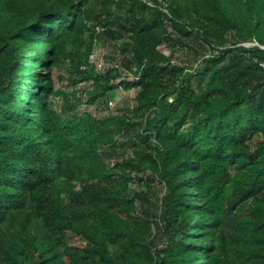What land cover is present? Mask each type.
Returning a JSON list of instances; mask_svg holds the SVG:
<instances>
[{
    "label": "trees",
    "instance_id": "16d2710c",
    "mask_svg": "<svg viewBox=\"0 0 264 264\" xmlns=\"http://www.w3.org/2000/svg\"><path fill=\"white\" fill-rule=\"evenodd\" d=\"M0 264H264V0H0Z\"/></svg>",
    "mask_w": 264,
    "mask_h": 264
},
{
    "label": "rangeland",
    "instance_id": "374dc122",
    "mask_svg": "<svg viewBox=\"0 0 264 264\" xmlns=\"http://www.w3.org/2000/svg\"><path fill=\"white\" fill-rule=\"evenodd\" d=\"M255 43H247L244 44L245 46H249V45H253ZM159 49L164 53V54H168L170 51L169 47H166L164 45L160 46ZM94 60L95 62H102L103 64L106 63L108 66V63L110 62L111 57L113 56L114 49L112 48V46L105 41L104 37H102L99 42L97 43V45L95 46L94 49ZM200 55H196L194 54L192 51L190 50H183L180 51L179 49L177 51H175L174 53V58L173 61L175 63L178 64H183V65H189V66H196L197 61H199ZM198 59V60H197ZM103 67V65H102ZM101 67V68H102ZM43 73H45L43 71ZM64 75V67L55 70L54 72V76H55V80H56V86L57 87H61L64 90H70L71 89V84L66 81V80H57V75ZM85 85L81 84L78 85L76 88H83ZM136 94V90L132 89L129 91H124L122 89H115L112 92H109L106 96L107 102H108V109L104 108L102 111L105 113H115L116 111H123L126 108H131L134 106V96ZM59 101L58 99L54 100V107L56 109L59 110ZM80 110H84V107H79L78 109ZM90 110H93V108H90ZM128 148V152H130V154L134 157H138V154L140 152V147H133L132 146H127ZM132 190H147V186L145 185V183H140V184H135L132 183L130 185ZM150 192H151V198H152V202L155 203L156 205L160 204V198L162 195V188L160 186V184L158 183V181H156L153 185L150 186Z\"/></svg>",
    "mask_w": 264,
    "mask_h": 264
},
{
    "label": "built area",
    "instance_id": "2783aa9c",
    "mask_svg": "<svg viewBox=\"0 0 264 264\" xmlns=\"http://www.w3.org/2000/svg\"><path fill=\"white\" fill-rule=\"evenodd\" d=\"M94 54L91 56V59H93L94 60ZM95 61V60H94ZM102 65H103V63L102 62H100V63H98V62H96V68L97 69H100L101 67H102Z\"/></svg>",
    "mask_w": 264,
    "mask_h": 264
}]
</instances>
